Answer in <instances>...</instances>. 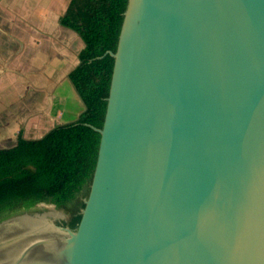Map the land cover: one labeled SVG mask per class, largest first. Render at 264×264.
<instances>
[{"label": "water", "instance_id": "obj_1", "mask_svg": "<svg viewBox=\"0 0 264 264\" xmlns=\"http://www.w3.org/2000/svg\"><path fill=\"white\" fill-rule=\"evenodd\" d=\"M108 53L80 221L46 216L66 235L67 264L259 263L264 0H127ZM43 215H11L0 231Z\"/></svg>", "mask_w": 264, "mask_h": 264}, {"label": "trees", "instance_id": "obj_2", "mask_svg": "<svg viewBox=\"0 0 264 264\" xmlns=\"http://www.w3.org/2000/svg\"><path fill=\"white\" fill-rule=\"evenodd\" d=\"M127 0H71L61 24L84 41L70 79L85 104L78 120L0 148V221L39 203L74 206L76 228L89 191L106 113L115 51ZM94 126V127H93ZM51 207V208H52Z\"/></svg>", "mask_w": 264, "mask_h": 264}, {"label": "crops", "instance_id": "obj_3", "mask_svg": "<svg viewBox=\"0 0 264 264\" xmlns=\"http://www.w3.org/2000/svg\"><path fill=\"white\" fill-rule=\"evenodd\" d=\"M71 0H0V148L78 120L70 73L84 41L61 24Z\"/></svg>", "mask_w": 264, "mask_h": 264}, {"label": "bare ground", "instance_id": "obj_4", "mask_svg": "<svg viewBox=\"0 0 264 264\" xmlns=\"http://www.w3.org/2000/svg\"><path fill=\"white\" fill-rule=\"evenodd\" d=\"M263 159H264V155H263ZM257 186H259V183L257 184ZM261 192H262L261 203L263 206L262 216H264V182H262L258 188V196L261 194ZM51 207L50 210L43 212L45 214L43 215V217L22 218L21 220L16 221L15 224H13L11 227L0 231L1 238L8 239L11 241L9 243H13L0 248V261L7 259L11 261L12 259V264H20L22 263V261H24V259L26 260V258L27 260L34 259V256L31 255L30 252L33 249H37L40 245H44L56 252L53 258L51 254L49 253L47 254V257L51 263L64 262L65 264H67L69 262V259H71V257L70 255H67L69 244L66 239V235L62 233L60 230L56 229L46 217L49 215L56 218L59 215L58 214L59 212H56V210H54L53 207L52 208ZM260 224H261V232L264 241V219H263V225L262 223ZM28 230H31L34 233H40L44 237V242L43 239L39 238L34 233L30 234V232H27ZM20 250H22L23 252L17 255L18 254L17 251ZM259 252H260L259 263L257 264H264V242H263V247L262 249L260 248ZM63 253L64 255L61 256V254ZM14 254L17 255V257H13L15 256Z\"/></svg>", "mask_w": 264, "mask_h": 264}, {"label": "rangeland", "instance_id": "obj_5", "mask_svg": "<svg viewBox=\"0 0 264 264\" xmlns=\"http://www.w3.org/2000/svg\"><path fill=\"white\" fill-rule=\"evenodd\" d=\"M49 206V205H48ZM37 206H34L32 208L36 209ZM50 207V206H49ZM30 208V209H32ZM75 208L74 206H70L68 208H61L59 211L60 212H67L70 215V218H72V220L74 219V217L76 216V212H75ZM72 220L70 219V221L72 222ZM64 222V217H62V215L57 216L55 218V223L58 225H62ZM66 226V225H65ZM27 232H30V234L34 233L31 230H28ZM35 235H37L39 238L43 239L44 242V237L40 234V233H34ZM40 245V244H39ZM21 252H23L22 250L17 251V255L21 254ZM51 254L52 258L54 257V255L56 254V252L54 250H52L51 248H48L47 246L44 245H40L37 249H33L30 254L34 256V259H28L26 258V260L24 259V261H22V263L24 262H35L37 261L38 263H43V264H53V262L51 263L47 257V254ZM15 255V254H14ZM17 255L13 256V257H17ZM64 255L61 254V256ZM67 258V256H66ZM54 263H58V262H54ZM0 264H12V259L11 261L9 259L7 260H1ZM58 264H65L64 262L58 263Z\"/></svg>", "mask_w": 264, "mask_h": 264}, {"label": "flooded vegetation", "instance_id": "obj_6", "mask_svg": "<svg viewBox=\"0 0 264 264\" xmlns=\"http://www.w3.org/2000/svg\"><path fill=\"white\" fill-rule=\"evenodd\" d=\"M36 206H37L36 209H34V208L27 209V210L23 209L19 213H23V212L43 213V212H46L47 210H50V207L48 206V203L37 204ZM53 209L56 210V212H59L58 216L62 215V217H64V222H63V224L61 226H65L66 225V227L72 228L71 221H70V219L72 220V218H70V215L67 212H60L59 211L61 209L60 207L54 206ZM16 214H18V213H16Z\"/></svg>", "mask_w": 264, "mask_h": 264}]
</instances>
